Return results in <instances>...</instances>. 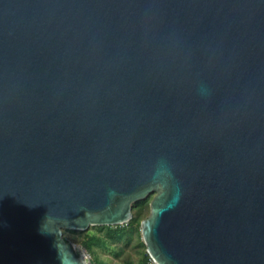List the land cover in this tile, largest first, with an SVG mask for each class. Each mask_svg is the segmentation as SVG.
Listing matches in <instances>:
<instances>
[{
    "label": "water",
    "instance_id": "95a60500",
    "mask_svg": "<svg viewBox=\"0 0 264 264\" xmlns=\"http://www.w3.org/2000/svg\"><path fill=\"white\" fill-rule=\"evenodd\" d=\"M152 194L157 264H264V0H0V264Z\"/></svg>",
    "mask_w": 264,
    "mask_h": 264
},
{
    "label": "trees",
    "instance_id": "16d2710c",
    "mask_svg": "<svg viewBox=\"0 0 264 264\" xmlns=\"http://www.w3.org/2000/svg\"><path fill=\"white\" fill-rule=\"evenodd\" d=\"M152 195L134 203L133 217L126 224L96 225L95 232L82 229H72V231L84 233L79 242L90 253L94 252L97 247L112 249L119 259L118 264H153V258L147 251L141 231V221L150 213ZM129 247L131 251H127ZM93 264L108 263L96 256Z\"/></svg>",
    "mask_w": 264,
    "mask_h": 264
},
{
    "label": "rangeland",
    "instance_id": "374dc122",
    "mask_svg": "<svg viewBox=\"0 0 264 264\" xmlns=\"http://www.w3.org/2000/svg\"><path fill=\"white\" fill-rule=\"evenodd\" d=\"M123 224H126V223H123ZM96 228H97L96 225H91L88 229H86L84 231L89 230V231L95 232L97 230ZM83 235H84L83 232H74V231H72V229H69V228L64 229V236L71 239L70 241L73 242V244L75 245V248L78 252L83 251L80 247H84V246L79 242L80 238L83 237ZM127 251H131V248L130 247L127 248ZM87 252H88V259L90 261H92V264H93L94 258L96 256H99L101 259L105 260L108 264H118L119 263V259L115 255V253L112 249L97 247L94 252L90 253L88 250H87ZM153 264H156V262L154 261Z\"/></svg>",
    "mask_w": 264,
    "mask_h": 264
},
{
    "label": "bare ground",
    "instance_id": "6f19581e",
    "mask_svg": "<svg viewBox=\"0 0 264 264\" xmlns=\"http://www.w3.org/2000/svg\"><path fill=\"white\" fill-rule=\"evenodd\" d=\"M86 253V252H85ZM87 257H88V254L86 253Z\"/></svg>",
    "mask_w": 264,
    "mask_h": 264
},
{
    "label": "built area",
    "instance_id": "2783aa9c",
    "mask_svg": "<svg viewBox=\"0 0 264 264\" xmlns=\"http://www.w3.org/2000/svg\"><path fill=\"white\" fill-rule=\"evenodd\" d=\"M157 264V263H156Z\"/></svg>",
    "mask_w": 264,
    "mask_h": 264
}]
</instances>
